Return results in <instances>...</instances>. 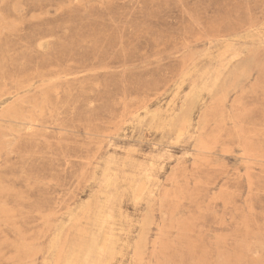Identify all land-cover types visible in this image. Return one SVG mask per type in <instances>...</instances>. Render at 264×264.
Here are the masks:
<instances>
[{
	"label": "rangeland",
	"instance_id": "374dc122",
	"mask_svg": "<svg viewBox=\"0 0 264 264\" xmlns=\"http://www.w3.org/2000/svg\"><path fill=\"white\" fill-rule=\"evenodd\" d=\"M0 264H264V0H0Z\"/></svg>",
	"mask_w": 264,
	"mask_h": 264
},
{
	"label": "bare ground",
	"instance_id": "6f19581e",
	"mask_svg": "<svg viewBox=\"0 0 264 264\" xmlns=\"http://www.w3.org/2000/svg\"><path fill=\"white\" fill-rule=\"evenodd\" d=\"M188 119V118H187ZM187 122V120L184 121V123ZM176 123V122H175ZM188 123V122H187Z\"/></svg>",
	"mask_w": 264,
	"mask_h": 264
}]
</instances>
